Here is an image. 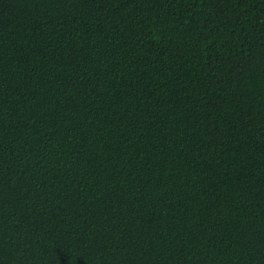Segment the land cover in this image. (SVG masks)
<instances>
[{
  "label": "trees",
  "instance_id": "trees-1",
  "mask_svg": "<svg viewBox=\"0 0 264 264\" xmlns=\"http://www.w3.org/2000/svg\"><path fill=\"white\" fill-rule=\"evenodd\" d=\"M0 264H264V0H0Z\"/></svg>",
  "mask_w": 264,
  "mask_h": 264
}]
</instances>
